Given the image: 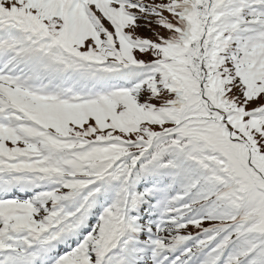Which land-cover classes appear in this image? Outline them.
I'll return each mask as SVG.
<instances>
[{
	"label": "snow or ice",
	"instance_id": "snow-or-ice-1",
	"mask_svg": "<svg viewBox=\"0 0 264 264\" xmlns=\"http://www.w3.org/2000/svg\"><path fill=\"white\" fill-rule=\"evenodd\" d=\"M0 264H264V0H0Z\"/></svg>",
	"mask_w": 264,
	"mask_h": 264
},
{
	"label": "rangeland",
	"instance_id": "rangeland-1",
	"mask_svg": "<svg viewBox=\"0 0 264 264\" xmlns=\"http://www.w3.org/2000/svg\"><path fill=\"white\" fill-rule=\"evenodd\" d=\"M141 34H142V35H149V33L146 32V31H144V30L141 31ZM205 226H207V225H205ZM187 231H189V232H193V231H196V229H194V228H189Z\"/></svg>",
	"mask_w": 264,
	"mask_h": 264
},
{
	"label": "trees",
	"instance_id": "trees-1",
	"mask_svg": "<svg viewBox=\"0 0 264 264\" xmlns=\"http://www.w3.org/2000/svg\"><path fill=\"white\" fill-rule=\"evenodd\" d=\"M150 34V33H149Z\"/></svg>",
	"mask_w": 264,
	"mask_h": 264
}]
</instances>
